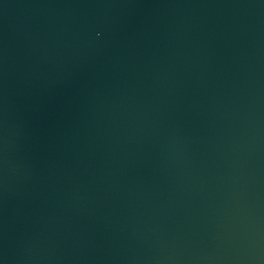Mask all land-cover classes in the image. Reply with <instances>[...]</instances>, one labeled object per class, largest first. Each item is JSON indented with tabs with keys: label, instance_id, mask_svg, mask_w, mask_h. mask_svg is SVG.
I'll list each match as a JSON object with an SVG mask.
<instances>
[{
	"label": "water",
	"instance_id": "95a60500",
	"mask_svg": "<svg viewBox=\"0 0 264 264\" xmlns=\"http://www.w3.org/2000/svg\"><path fill=\"white\" fill-rule=\"evenodd\" d=\"M0 264H264V0H0Z\"/></svg>",
	"mask_w": 264,
	"mask_h": 264
}]
</instances>
